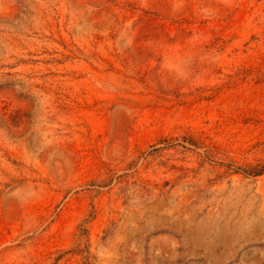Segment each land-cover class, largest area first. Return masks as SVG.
Here are the masks:
<instances>
[{
  "label": "rangeland",
  "instance_id": "obj_1",
  "mask_svg": "<svg viewBox=\"0 0 264 264\" xmlns=\"http://www.w3.org/2000/svg\"><path fill=\"white\" fill-rule=\"evenodd\" d=\"M0 264H264V0H0Z\"/></svg>",
  "mask_w": 264,
  "mask_h": 264
},
{
  "label": "trees",
  "instance_id": "obj_2",
  "mask_svg": "<svg viewBox=\"0 0 264 264\" xmlns=\"http://www.w3.org/2000/svg\"><path fill=\"white\" fill-rule=\"evenodd\" d=\"M262 173V172H261Z\"/></svg>",
  "mask_w": 264,
  "mask_h": 264
}]
</instances>
